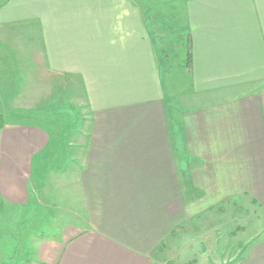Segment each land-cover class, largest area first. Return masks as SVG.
<instances>
[{
    "label": "crops",
    "instance_id": "crops-1",
    "mask_svg": "<svg viewBox=\"0 0 264 264\" xmlns=\"http://www.w3.org/2000/svg\"><path fill=\"white\" fill-rule=\"evenodd\" d=\"M7 67L2 204L63 182L84 215L28 264H167L172 239L218 254L231 225L264 227V0H0ZM59 99L84 126L25 117ZM259 232L235 264H264Z\"/></svg>",
    "mask_w": 264,
    "mask_h": 264
},
{
    "label": "rangeland",
    "instance_id": "rangeland-1",
    "mask_svg": "<svg viewBox=\"0 0 264 264\" xmlns=\"http://www.w3.org/2000/svg\"><path fill=\"white\" fill-rule=\"evenodd\" d=\"M6 71L7 76H3V74L0 76V99L2 102L4 101L3 95L7 94L5 90H9L6 81L13 80L14 77L10 75L11 69L7 67ZM55 102L54 106H50L51 108L41 109L37 113L40 117H25L42 124L44 127H50L46 122L53 118L62 122L61 125L64 131L78 129L80 124L81 127L85 125L83 123L85 121L84 118L79 120V112L76 107L69 105L63 99ZM9 118L8 115H5V119ZM64 166V164L56 165V169L53 171H58V168H60V171L64 169ZM47 182L49 185L48 189L46 188L39 195V201L31 203L23 211L5 206L0 208V264H28L35 260V250L39 240L53 238L61 241L70 233L78 232L84 228V215L81 211L78 194L71 195L70 191L75 192L72 188L69 189L70 191L67 190L68 193L66 194L62 186L63 182H60V185L58 184L59 186H56V188L50 185V181ZM52 191H55V195H53ZM22 216L24 217L22 218ZM70 224L78 227L69 230L66 226ZM218 229V236H221L222 231H226V227ZM239 229L235 224L231 225L230 235L226 234L224 236L225 239L227 238L226 243H221L225 242V240L224 238H219L218 250L220 252L218 254L206 251L205 255H200L201 253L198 249L205 242V239L201 237L202 231L194 233L196 239L186 247V250L181 252V257L178 254L176 255L172 239V243H170V246L168 245L167 264H235L244 255L246 248L249 246L245 244L248 236L256 231H260V234L264 227ZM261 236L264 235L262 234ZM189 257L191 258L189 259Z\"/></svg>",
    "mask_w": 264,
    "mask_h": 264
},
{
    "label": "trees",
    "instance_id": "trees-1",
    "mask_svg": "<svg viewBox=\"0 0 264 264\" xmlns=\"http://www.w3.org/2000/svg\"><path fill=\"white\" fill-rule=\"evenodd\" d=\"M2 122H3V117L2 115H0V126H2ZM4 205L2 204V201L0 199V208H2Z\"/></svg>",
    "mask_w": 264,
    "mask_h": 264
}]
</instances>
